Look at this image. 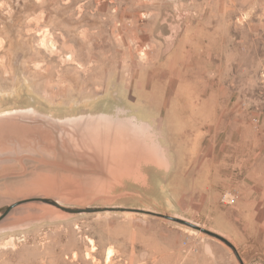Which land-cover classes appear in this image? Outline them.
<instances>
[{
    "label": "rangeland",
    "instance_id": "rangeland-1",
    "mask_svg": "<svg viewBox=\"0 0 264 264\" xmlns=\"http://www.w3.org/2000/svg\"><path fill=\"white\" fill-rule=\"evenodd\" d=\"M180 77L188 91H244L236 102L260 124L264 0H0V174L21 169V159L28 168L0 182V209L25 202L0 222V264H241L220 240L151 213L226 238L243 264H264L263 239L224 235L238 189L218 203L168 192L198 178L194 110L185 115V174L178 115L169 127L164 110L140 109L151 131L127 109L131 84L157 91ZM259 124L247 147L230 138L231 151H261Z\"/></svg>",
    "mask_w": 264,
    "mask_h": 264
},
{
    "label": "crops",
    "instance_id": "crops-1",
    "mask_svg": "<svg viewBox=\"0 0 264 264\" xmlns=\"http://www.w3.org/2000/svg\"><path fill=\"white\" fill-rule=\"evenodd\" d=\"M179 79L177 87L165 85L157 91L146 88L144 82L133 87L131 84L127 102V109L132 111L131 114L151 131L155 130V122L149 114L155 113L158 109L164 110L163 125L169 127L173 124L172 118L178 115V159L181 168L179 172L185 174L188 173L186 169L188 130L185 115L188 108L194 110L192 128L189 132L191 137L195 133V139L201 143L198 144L194 167L190 173L198 175V178L190 187L181 186L175 189L171 185L168 192L190 196L196 200H203L202 202L209 199L218 203L224 193L228 195L231 189L236 188L239 190L237 197L239 209L233 210V214L232 211H227V221L231 223L232 230L224 235L236 237L238 231H242L253 238L264 240V144L258 153H240L235 149V152H232V148H229L230 138L235 134H239L242 141V144L237 146L247 147L248 134L255 136L253 130L259 124L252 120L251 109L248 108L246 101L236 102L234 95L241 99L243 95L246 96L245 92L241 91V96L239 91H228L219 86L203 89L194 87L188 91L187 86L181 84L185 79L182 77ZM140 109L149 111L148 116L140 115L138 112ZM260 122L264 126V119ZM220 136L223 138L222 142L218 141ZM241 173L243 180L238 185L235 182L237 180L235 175ZM224 199L226 200V196Z\"/></svg>",
    "mask_w": 264,
    "mask_h": 264
},
{
    "label": "water",
    "instance_id": "water-1",
    "mask_svg": "<svg viewBox=\"0 0 264 264\" xmlns=\"http://www.w3.org/2000/svg\"><path fill=\"white\" fill-rule=\"evenodd\" d=\"M26 159L34 161V162H37V163L45 165V166H53V167H57V168H64V166L62 164H59V163H56V162H52V161H48V160H45V159H39V158H35V157H29V158H26ZM20 166H21V169L13 170V171H9V172L0 174V182H4V181H6L8 179L19 178V177L25 176L28 173V168L25 165V160H23V159L20 160ZM31 201H33V200H31ZM42 201L45 202V203H48L50 205H53L56 208L60 209L61 211H64V212H67V213H77V212L80 213V212H82V210H79V209H71V208L63 207L60 204H58L56 201H53L51 199H43ZM23 203H25V202H18V203H15L13 205H10V206H7L5 208L0 209V222L2 220H4L16 207L20 206ZM89 211L90 210H87V212H89ZM91 211H93V210H91ZM97 211H104V210H97ZM151 214L155 215L157 217H161V218L167 219L169 221H173V222L188 226V227H190L192 229H195L197 231H200V232H202V233H204V234H206V235H208V236H210L212 238L220 240L221 242L226 244L234 252L236 258L240 261L241 264H243L236 247L230 241H228L226 238H224V237H222V236H220V235H218V234H216L214 232L208 231L206 229H202L199 226H197L195 224H192V223H189V222L184 221V220H180V219L169 217V216H165V215H158V214H154V213H151Z\"/></svg>",
    "mask_w": 264,
    "mask_h": 264
}]
</instances>
